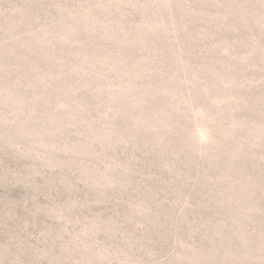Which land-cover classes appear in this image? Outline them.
<instances>
[{
	"label": "rangeland",
	"instance_id": "rangeland-1",
	"mask_svg": "<svg viewBox=\"0 0 264 264\" xmlns=\"http://www.w3.org/2000/svg\"><path fill=\"white\" fill-rule=\"evenodd\" d=\"M0 264H264V0H0Z\"/></svg>",
	"mask_w": 264,
	"mask_h": 264
}]
</instances>
